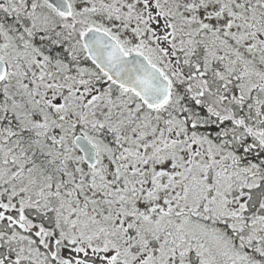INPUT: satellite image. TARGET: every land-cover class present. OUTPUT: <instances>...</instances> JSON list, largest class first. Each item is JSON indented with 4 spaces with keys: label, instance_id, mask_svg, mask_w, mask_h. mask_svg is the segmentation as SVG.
<instances>
[{
    "label": "snow or ice",
    "instance_id": "snow-or-ice-1",
    "mask_svg": "<svg viewBox=\"0 0 264 264\" xmlns=\"http://www.w3.org/2000/svg\"><path fill=\"white\" fill-rule=\"evenodd\" d=\"M0 264H264V0H0Z\"/></svg>",
    "mask_w": 264,
    "mask_h": 264
}]
</instances>
